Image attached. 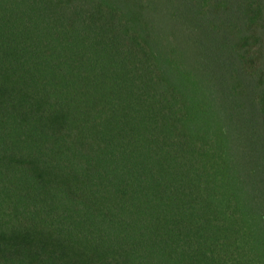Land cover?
Masks as SVG:
<instances>
[{"label": "trees", "instance_id": "trees-1", "mask_svg": "<svg viewBox=\"0 0 264 264\" xmlns=\"http://www.w3.org/2000/svg\"><path fill=\"white\" fill-rule=\"evenodd\" d=\"M0 264H264V0H0Z\"/></svg>", "mask_w": 264, "mask_h": 264}]
</instances>
